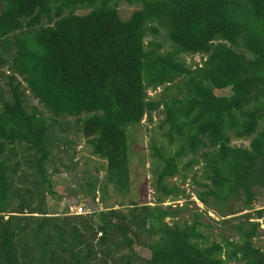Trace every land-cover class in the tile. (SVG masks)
I'll use <instances>...</instances> for the list:
<instances>
[{
  "label": "trees",
  "instance_id": "trees-1",
  "mask_svg": "<svg viewBox=\"0 0 264 264\" xmlns=\"http://www.w3.org/2000/svg\"><path fill=\"white\" fill-rule=\"evenodd\" d=\"M120 2L138 9L121 20ZM231 87L239 93L214 94ZM153 114L164 142L149 146L153 207L49 216L32 204L40 187L53 193L46 166L54 146L73 143L55 134L70 123H94L91 154L105 183L126 194L131 136ZM16 144L28 170L16 179L29 184L22 190L13 188L18 163L9 165ZM175 176L220 217L238 196L250 212L252 189H264V0H0V264H108L116 251H125L118 264H264L252 242L262 210L236 226L235 240L212 241L197 214L166 223L159 205L178 200L167 184Z\"/></svg>",
  "mask_w": 264,
  "mask_h": 264
},
{
  "label": "rangeland",
  "instance_id": "rangeland-1",
  "mask_svg": "<svg viewBox=\"0 0 264 264\" xmlns=\"http://www.w3.org/2000/svg\"><path fill=\"white\" fill-rule=\"evenodd\" d=\"M117 13L121 20H127L130 14L138 9V6L127 5L123 2L117 4ZM77 14H84L86 11H77ZM161 41V40H160ZM163 50H168V42L161 41ZM186 63L191 61L198 63V57L194 56L191 59L185 58ZM159 92L157 89L155 92L147 91L148 96H152ZM239 93L236 88H226L223 90H214V94L217 96L231 95ZM31 105H36L35 102H31ZM39 108V107H38ZM39 110H41L39 108ZM160 119L158 114H153L152 123L148 124L145 118H142L141 127L132 134L134 137V143L131 146V153L129 157L130 168V189L126 194H121L113 189V187L105 183L103 168L104 162L98 160L91 154V143L95 136L94 123L85 122L76 131L74 126L70 123V130L67 133H61L58 128L55 129V134L58 137L65 138L68 141H72V144L60 145L58 148L53 147L51 150V158L49 165L46 166V172L48 174L49 181L51 183L52 194L45 193V186L40 187L38 191L43 192L40 200L34 197L32 204H39L41 208L49 216L63 215L66 216L70 212V208L80 207L83 213H89L92 210L99 212L105 208H116L122 205L121 210L125 211L126 206L130 203H134L137 206H149L153 207V199L155 192L153 191L152 183L154 177L152 171L156 167V159L150 157L149 146L153 142L156 146L164 145L160 137V133L157 131V121ZM121 136V133H119ZM235 146L246 147L247 141L235 140L232 142ZM24 146L16 144L13 146V156L9 159V165L14 166L18 163V169L13 176V188L18 187L17 190H22L25 186H29L28 183L17 182V177L21 174L28 172L27 167L22 163L21 156L25 153L23 151ZM7 151H4V155ZM56 170V172H53ZM189 177V175H187ZM96 179L95 192H94V204L90 201L91 187L93 188V182ZM167 184L176 185L181 192L178 200L170 201L165 200L159 208L165 210L168 213V218L165 222L180 223L182 221L189 222L195 214L200 215L199 221L204 225L203 233L209 235L212 241H218L219 236H225L230 239H237L236 226L245 224L252 218V212L262 210L261 218L255 220L258 223L259 235L253 239V246L259 247L264 250V189L260 187H254L252 189L255 200L251 203V211L247 212L243 207V200L240 196L232 199L227 205L224 217L217 215L216 211L205 209L200 203H198L193 196L192 188L189 186L188 180L180 182L177 176L167 180ZM91 186V187H90ZM105 186L104 197L100 198L98 188ZM44 188V189H43ZM89 196V197H88ZM24 199H26L24 197ZM92 221L96 222L97 217L92 214ZM83 219H87L88 216H80ZM77 227L79 223L75 224ZM89 231L85 232L86 239L89 238ZM99 238L97 234L92 241L93 247L97 248L94 243ZM144 239V238H142ZM107 247V245H105ZM104 247V248H105ZM125 251H116L111 254V258L107 260L108 264H118V259L123 255ZM136 253L141 258H147L149 252L146 247H141L136 250ZM95 262L100 264L99 258L95 259Z\"/></svg>",
  "mask_w": 264,
  "mask_h": 264
},
{
  "label": "built area",
  "instance_id": "built-area-1",
  "mask_svg": "<svg viewBox=\"0 0 264 264\" xmlns=\"http://www.w3.org/2000/svg\"><path fill=\"white\" fill-rule=\"evenodd\" d=\"M86 213H83V211L81 210L80 207H73V208H70V212H69V215H76V216H79V215H85Z\"/></svg>",
  "mask_w": 264,
  "mask_h": 264
}]
</instances>
